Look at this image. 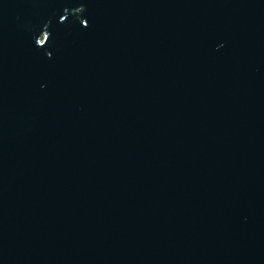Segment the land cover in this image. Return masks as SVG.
Masks as SVG:
<instances>
[{
	"label": "water",
	"instance_id": "water-1",
	"mask_svg": "<svg viewBox=\"0 0 264 264\" xmlns=\"http://www.w3.org/2000/svg\"><path fill=\"white\" fill-rule=\"evenodd\" d=\"M0 264H264V0H0Z\"/></svg>",
	"mask_w": 264,
	"mask_h": 264
}]
</instances>
